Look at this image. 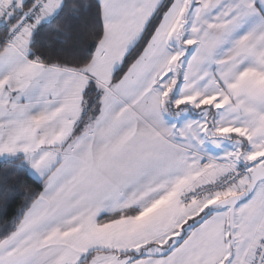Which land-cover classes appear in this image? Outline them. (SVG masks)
Listing matches in <instances>:
<instances>
[{
	"label": "snow or ice",
	"instance_id": "1",
	"mask_svg": "<svg viewBox=\"0 0 264 264\" xmlns=\"http://www.w3.org/2000/svg\"><path fill=\"white\" fill-rule=\"evenodd\" d=\"M0 215V264H264V0H0Z\"/></svg>",
	"mask_w": 264,
	"mask_h": 264
},
{
	"label": "trees",
	"instance_id": "2",
	"mask_svg": "<svg viewBox=\"0 0 264 264\" xmlns=\"http://www.w3.org/2000/svg\"><path fill=\"white\" fill-rule=\"evenodd\" d=\"M23 199H24V197L22 195H20L17 199H15L11 203V206H10V209H9V212H8V217L7 218H10L11 215L17 211V209L23 203ZM2 219H3V217H2V215H0V220H2Z\"/></svg>",
	"mask_w": 264,
	"mask_h": 264
}]
</instances>
